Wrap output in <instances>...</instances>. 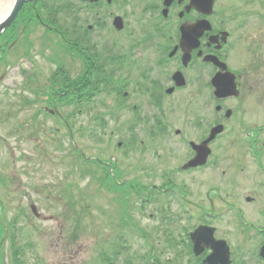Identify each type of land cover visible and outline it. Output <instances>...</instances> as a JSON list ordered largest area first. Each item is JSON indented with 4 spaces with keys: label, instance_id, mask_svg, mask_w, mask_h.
Returning <instances> with one entry per match:
<instances>
[{
    "label": "rangeland",
    "instance_id": "1",
    "mask_svg": "<svg viewBox=\"0 0 264 264\" xmlns=\"http://www.w3.org/2000/svg\"><path fill=\"white\" fill-rule=\"evenodd\" d=\"M86 9L83 5H78V11L71 14L63 13L60 15L63 18L62 23L65 22L70 26L73 17L78 16L75 22L86 25L92 21L90 12ZM217 9L219 13L223 10L228 16H234V19L226 24L233 32V49L230 52L228 63L244 73L242 76L244 89L240 98L228 101L226 104L232 110L234 109V115L229 119H224L214 113L212 106H209L212 92L208 87L205 90L208 107L202 119V128L199 126L198 119L191 122L190 117H186V112L175 105L174 109L171 108L170 100L175 99L172 96L166 97V119L162 121L164 125H169L172 131L183 129L185 140L208 133L216 121L224 122L223 124L229 131L220 137L217 144H223L230 151L244 146L242 144L245 143L247 131L264 124V0H226L223 4L219 3ZM108 10L123 15L125 26L119 32L109 27L104 35L96 36L95 38L104 42L99 49L102 53H127L126 65L130 67L129 70L136 73L137 67L146 66L145 62L144 64L132 63V60L138 58L137 51L142 53L146 59L148 53L154 52L157 48L158 41L154 38L156 44L150 41L151 20L147 19V15L144 17L140 9L135 7L119 9L116 5H112ZM42 33L43 29L39 28V31H36V34L30 38L32 40L41 39ZM51 39L52 42L47 48L58 49L55 44L57 41L53 37ZM21 49L23 46L6 54L9 64L0 65V200L4 204L0 216L3 215L6 221L17 218L15 224L22 227L24 233L16 238L18 242H21V237L28 234L27 240L21 242H30V246L24 248L26 264H139L151 253L156 255L160 264L166 263L168 258L176 261L178 253L179 256L187 258L184 257L181 241L185 237V232L199 223L198 212L194 211L191 206L183 208V203L178 197L175 199L177 204L174 202L177 208L172 210V219L166 213L151 217L149 212L151 208L148 203H144L143 211H138L140 201L136 200L137 196L130 194L127 202L131 213L128 214L130 225L128 227L119 225V220L125 217L121 215L118 206H115L119 195L115 194L114 190L112 195L109 194L107 186L103 183L101 185L92 183L93 172L98 173V170L90 168L89 173H83L87 164L84 165L81 159L79 162L83 165L82 167L72 163L76 153L71 147L70 137L63 125L55 123L50 118L43 122L42 118L45 116L42 112L36 118L35 111L42 106L39 103L33 106L25 105V99H33L34 95L30 90L23 88L26 82L24 70L28 66V59L19 56ZM36 49H43V47L37 44ZM31 61L37 63L36 66L30 67L31 71L42 69L46 66L44 64H47L40 57L35 56L31 58ZM61 61L74 73L80 70V63L77 60L65 57ZM173 63L175 62H171L164 69L163 76L175 67ZM210 71L206 69L207 80ZM187 73L193 76L197 70L191 67ZM160 76L162 77L161 73ZM191 81L190 77V84L185 90L186 99L193 90L196 91V98H198L197 88ZM179 96L185 97L184 94H179ZM107 98L108 96L101 92L91 105L81 108L77 119L70 122L75 132L76 145L83 150L86 156L108 159L114 154L117 166L119 165L123 171L122 178L136 179L142 184L151 185L154 173L151 169L154 165L152 162H160L157 168L164 162V159H161L162 162L157 160L150 150L153 141L147 139L146 131L151 127V120L149 123L142 120L134 124L135 129L140 131V140H144V152L140 146L135 151H129V146L116 147L118 141H125L127 138V133H120L122 129L134 122L114 120L115 117L109 115ZM115 103L116 99L111 96V104ZM242 105L243 111H238L237 108ZM181 108L187 110L186 102ZM68 111L69 109H64L63 114ZM159 112L162 114L160 110ZM189 116L192 117V114ZM259 140L262 142L259 145L263 147L264 152V133L260 135ZM178 144L180 145L177 148L173 144L171 148L174 162L178 161V156L182 157L177 163L179 165L187 146L182 142ZM168 151H170V145H165V147L159 145L157 153L165 155ZM248 162L250 163L248 170L250 179L247 182H241L237 191L263 199L264 171H262L263 174L258 172L259 168H256L258 162L255 159L249 158ZM261 162L264 165V154ZM140 166L147 171L140 173ZM223 166L232 167L234 164L226 160ZM162 167L164 166H160ZM211 168L209 165L205 170L206 174L202 176L203 183L200 185L202 192L208 191L209 186L217 185L216 176H212L215 173L211 171H217L220 165L217 169ZM230 174L228 170L227 175ZM193 178V174H181L177 175L176 181L183 184ZM258 182H262L263 186H258ZM193 189L197 190V185H193ZM71 192H73L72 195ZM148 193L149 191H145L143 195ZM69 200L74 202V209L69 211L70 218L68 214H64ZM31 203L36 205L40 212L39 217H35L32 213ZM262 203L264 204V201ZM82 205L85 210L80 213ZM261 206L264 209V205ZM243 208L248 221L257 225L264 224L262 215L251 208V205L243 204ZM74 213H77L75 214L77 221L71 222ZM223 217L218 223L219 234L226 233L227 237L231 238L232 245L238 244L235 236L241 237L242 234L239 236L235 232V236L232 235L234 226L238 225L237 221L233 223V220H230L231 211L225 213ZM166 225L172 226L171 230H168ZM166 229L170 233H166ZM8 240L4 238L6 243L2 242L0 246V252H3L0 264H3L6 256L7 260L11 259ZM257 243L258 241L248 242L247 247L241 250L239 262L246 260L248 263L257 264L255 260ZM117 251H119L118 254L115 253ZM1 260H3L2 263ZM179 261L181 264H186L184 259Z\"/></svg>",
    "mask_w": 264,
    "mask_h": 264
},
{
    "label": "flooded vegetation",
    "instance_id": "2",
    "mask_svg": "<svg viewBox=\"0 0 264 264\" xmlns=\"http://www.w3.org/2000/svg\"><path fill=\"white\" fill-rule=\"evenodd\" d=\"M63 1L64 0L57 1V9L61 10L66 9V6H74L72 3L67 4ZM87 2L91 4V8L88 11L90 12L92 21L88 22L86 25L75 24V22H73L71 25L73 27H71L70 30V34L73 36L72 39L81 38L82 46L80 48L84 55L87 56V64L83 63L82 57L78 51L67 52L65 50V53L71 59H78L80 61L79 69L82 71V74L86 73L89 83L88 87L92 95L94 94L93 83L95 79L94 60L95 58L98 59L99 64L103 66L102 70L104 78L106 79L104 82L109 83L110 89H113L106 93L108 96L110 95L115 99L117 98L115 103L116 108L113 107V110L117 112L116 117L118 119L124 122L133 120L135 124L137 122H142V120H146L147 123H149V120H151V127L146 131V137L149 141H153L150 150L155 158L157 160L164 159V162L160 165L164 167L160 168L159 166L157 168L160 162H152L154 165L151 166V169L154 173L152 175L153 177L149 178L152 179L153 183L151 185L155 187L156 191L152 194L139 196L142 200L148 202L151 208L150 216L158 217L160 213H166L167 216H171L173 208H177V206H174L175 199L179 197V201L183 203V208L191 206L194 211H197L198 215H200L199 225L201 228H204L200 245V264H209L205 261L208 256L215 254L212 247L214 238L223 239L228 244L230 262L227 264H255V262L248 263L246 260L239 261L241 250L247 247L248 242L258 241L255 260L257 264H264V258L260 256V249L264 244V224L257 225L254 222L248 221L249 219L246 218V212L243 208V204L251 205V208L261 214V218L264 219V209L261 206L264 205L262 203L264 198H257L255 195L238 193L237 191L241 182H247L250 179L248 178L250 176L248 171L250 163L248 159H257L261 154V146L258 144L262 143L259 137L264 133V124L262 127H259L258 130L256 129L253 131L252 134L247 132L248 141L252 144L239 147L238 150L228 151L227 147L223 144H217L220 137L219 135L216 136L209 143L210 154L206 164L204 166L183 169V166L195 156V151L190 143L192 141L201 143L207 135L200 134L196 136V138L185 140V136L183 135L185 131L183 129H175L172 131L169 125H164L162 121L166 119V97L172 96L175 97V99L170 100L171 108L174 109L176 106L178 109L186 112V117H190L189 120L191 122L198 119L199 126L202 128V119L208 107L205 90L210 85V82L206 79V69H210L211 72H213L212 75L218 71V68L214 64L203 60L206 54H213L226 63L228 69L237 75V86L240 91L239 93H242L244 89L242 76L244 73H239L241 69L231 68L228 63L230 52L233 49V35L232 32L225 27L226 20L224 17H221L217 9V5L219 3H225L226 0H214L213 11L209 15L202 14L193 8H189L190 0H89ZM28 3L23 4L15 20L8 28L9 35L12 37L11 41L17 42L20 37L23 35L25 36V39L22 40L21 43L23 49L20 50L22 57L28 59V66L24 70L26 82L23 88L25 90H30L34 95L33 99H25V105L33 106L37 103L42 105L39 110L37 109L35 111L36 118H38L40 112H42L45 116L42 120L53 117L60 121H73L78 117V114L75 113L76 111L78 112V110H75V107H71V109L65 108V106L69 104L64 103L65 101H69V99H67L68 97L65 99L63 98L62 89L70 88V86H68L67 83H63L62 64L60 61V51L62 50L47 48L52 42V35H56L60 42L63 41V19L60 15L65 12H57L55 18H50V21L48 19L44 20L40 18L39 14L36 12V7L33 5L34 3ZM112 5H116L119 9L138 8L140 9L139 11L143 13L144 17L147 15V19L151 20L150 25L152 27V33L149 34V36H151L150 41L152 40L153 44H156L155 40H157V48L154 52L148 53L146 59H144L142 53L137 51L138 58L132 60V63L144 64L143 62H145L146 66L144 65L142 68L137 67L136 73L135 71L133 72V70H129L128 68L130 67L124 63L127 56L123 55L124 58L121 54L113 55L112 52H105L102 54L99 48L104 42H102L101 39L95 38L101 34L104 35V32L108 30L109 27L115 30L112 25V18L118 14L108 10ZM33 10L36 12L35 15L38 20L32 16V13H34ZM96 15H98L97 18H95ZM202 19H208L211 22L212 30L210 32L206 31L203 35L201 34L198 37V45L191 51L190 61L188 65L184 67L181 63L183 51L179 46L181 26H188ZM39 28L43 29L41 39L32 40L30 36H34L36 31H39ZM119 31L120 30H115V32ZM223 32H228V34L223 35ZM153 38L155 40H153ZM211 38H213V40ZM72 39H70L71 42L78 44L77 41L75 42ZM37 44H40L43 49L37 50ZM34 56L40 57L42 61H45L47 64L44 65L46 66L42 69L38 68L37 70L31 71L30 67L37 65L36 62L32 63L31 61V58ZM171 62H175L173 63L175 67L169 71L168 74L165 73L163 76L164 69ZM191 67L197 70V73H194L193 76L187 73ZM175 71L182 72L186 79L185 85L177 86L174 84L172 77ZM115 74H119V76ZM77 75L78 74H76V76ZM190 77L192 80L191 82L195 84L197 88L198 98H196V91L193 90L190 91L189 98L186 99L185 90L190 84ZM71 92H75L74 99H71L72 105L77 102L78 95L74 90ZM179 94H184L185 97L181 98ZM234 98L237 99L238 97L226 98L223 100L215 99L216 101L213 100L209 106L211 105L213 107L217 115L222 114L225 117L226 110L230 109L231 114L233 110L228 106L226 107L224 104ZM109 102L111 103V100H109ZM184 102H186L187 110L181 108ZM63 109H69V111L63 114ZM238 109H243V105ZM159 110L162 114H159ZM109 113H111V110ZM190 114H192V117L189 116ZM109 115L111 117L113 116L111 114ZM72 128L73 126L70 127L69 134L71 137H74L75 132ZM122 132H128L125 141L131 150L135 151L140 146L142 151H145L143 148L144 140H140V131L132 132L131 130L124 129ZM179 142H182L187 148L182 162L178 165L177 163L182 157L178 156V161L174 162L171 147L174 145V147L177 148V146L180 145L178 144ZM123 143L124 142L120 140L117 142V146L121 147ZM159 145L163 147H165V145H170V151L165 155L157 153ZM162 156L164 157L162 158ZM226 160H230L234 166H223ZM140 163L143 162L140 161ZM104 164L109 166L111 170H114L115 167H117V160L115 157H112L110 161L104 162ZM208 165L213 169H217L220 165L217 171H211L217 174L212 175L216 176L217 185L209 186L208 191L202 192L200 185L203 183L202 176L206 174L204 171ZM135 166L137 170V164ZM140 167V173L147 171L143 166ZM256 168H259L258 172L263 174V166H259L258 164ZM228 170L231 172L230 175H227ZM181 174H193L194 178L188 180L187 183L181 184L176 181L177 175ZM263 183L258 182L257 185L263 186ZM193 185H197V190L193 189ZM229 189L232 191H228ZM166 191H170L171 193H165ZM175 203L177 204V202ZM229 211L232 212V218L230 220H233V223L236 221L238 223V225L234 226L235 231L233 230V237L235 236V232L239 234V236L242 234L241 237L235 236L238 241V244L235 245H232L233 242L230 237H227L226 233H224V235L219 234L220 229L218 223L224 218L223 215ZM184 259L187 260V258ZM222 260V253L211 259L214 264H221ZM170 261L171 260L168 259V262Z\"/></svg>",
    "mask_w": 264,
    "mask_h": 264
},
{
    "label": "water",
    "instance_id": "3",
    "mask_svg": "<svg viewBox=\"0 0 264 264\" xmlns=\"http://www.w3.org/2000/svg\"><path fill=\"white\" fill-rule=\"evenodd\" d=\"M27 0H13L12 6L3 13V15L0 17V34L10 25V23L15 18L16 14L18 13L19 9L21 8L22 4ZM214 0H191L190 1V7H194L196 10H198L201 13H211L212 12V5ZM114 25L117 29L122 28L123 21L120 16H116L113 21ZM211 25L208 20H198L197 22L181 26V39H180V46L183 50V56H182V62L184 65L187 64L189 58H190V52L193 48H196L198 45V37L204 33L205 30H210ZM204 60L211 61L215 65H217L221 71H218L213 78L211 79V82L214 86V96L216 98H225L227 96L231 95H237L238 91L236 88V82H235V75L232 72L227 71L226 65L222 62H220L216 56L212 55H206L204 57ZM223 70H226L222 72ZM173 79L176 83V85H183L184 78L181 74V72H176L173 75ZM229 115V111L226 113ZM222 125H217L211 129V133L209 137L203 141L201 144L196 145L192 143V146L194 149H196V156L191 160L187 166H196L204 164L206 161V157L209 153V149L207 147V143L214 138V136L222 130ZM34 213L37 214L36 207L34 205L31 206ZM204 228L197 227L193 232L190 233L192 242H193V249L194 253L198 255L201 251L200 245L202 242V233ZM212 247L215 251V254H211L208 256L207 260L205 262L209 264H214L211 259L214 257H217L220 253L223 254V260L221 264H227L229 262V248L224 240H216L213 239ZM260 255L264 257V245L261 248Z\"/></svg>",
    "mask_w": 264,
    "mask_h": 264
},
{
    "label": "trees",
    "instance_id": "4",
    "mask_svg": "<svg viewBox=\"0 0 264 264\" xmlns=\"http://www.w3.org/2000/svg\"><path fill=\"white\" fill-rule=\"evenodd\" d=\"M43 5L45 6V2H43ZM66 34H64V41L68 42V45L71 49L74 50H79L78 47H76L75 45H82L81 43H73V42H69L70 40H66ZM2 41H4L2 39ZM76 42V40H73ZM85 58V57H84ZM87 58V57H86ZM85 58V59H86ZM97 64V60L95 58L94 60ZM87 62V59H86ZM63 83H67L68 86H70V88H66V89H62V91L65 93L64 98L65 97H72L73 93L71 92L72 90L76 91L78 94V104H82L84 101L87 103L89 101H91L92 99V94H90V89L88 87V81H87V76L86 73L85 74H80L77 78L73 79L70 77V74L68 73V71L65 69V67H63ZM94 96H97L99 94L100 91L104 90L108 83L104 82L106 79L104 78V74H103V70L100 68V65L97 64L94 66ZM73 87V88H71ZM81 159V157H79ZM84 165L87 164V166H85L86 168H84L83 173H89L90 167L88 164L87 160L83 161ZM79 166H83L82 164H78ZM142 188L141 190L139 188ZM148 186H139L137 187V192L142 191L144 189H147ZM16 219L17 218H12L9 222H6V226H7V230H8V243H9V250H11V259L9 261L10 264H26V261H24V248L30 246V242L26 241L25 243H21L23 240H27V235L25 237H21L20 241H17V234H24L23 233V229L22 227H17L16 223ZM4 235H5V227L2 223H0V246L2 244V242L4 243ZM119 247V245H117ZM119 251L115 252L116 254H118ZM3 252H0V258L3 257ZM2 254V255H1ZM3 260H1L2 263ZM132 264V263H129ZM193 264H198L197 262H194Z\"/></svg>",
    "mask_w": 264,
    "mask_h": 264
},
{
    "label": "bare ground",
    "instance_id": "5",
    "mask_svg": "<svg viewBox=\"0 0 264 264\" xmlns=\"http://www.w3.org/2000/svg\"><path fill=\"white\" fill-rule=\"evenodd\" d=\"M5 4H7V2Z\"/></svg>",
    "mask_w": 264,
    "mask_h": 264
}]
</instances>
